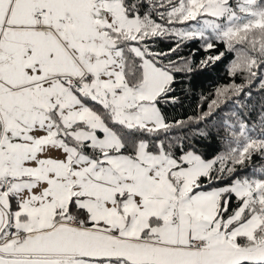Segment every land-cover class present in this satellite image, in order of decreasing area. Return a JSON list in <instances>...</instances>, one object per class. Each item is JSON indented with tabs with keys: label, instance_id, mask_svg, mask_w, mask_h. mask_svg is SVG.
Segmentation results:
<instances>
[{
	"label": "snow or ice",
	"instance_id": "6c2138e0",
	"mask_svg": "<svg viewBox=\"0 0 264 264\" xmlns=\"http://www.w3.org/2000/svg\"><path fill=\"white\" fill-rule=\"evenodd\" d=\"M0 264H264V0H0Z\"/></svg>",
	"mask_w": 264,
	"mask_h": 264
},
{
	"label": "trees",
	"instance_id": "16d2710c",
	"mask_svg": "<svg viewBox=\"0 0 264 264\" xmlns=\"http://www.w3.org/2000/svg\"><path fill=\"white\" fill-rule=\"evenodd\" d=\"M161 47L166 49L167 45H161ZM223 50V47L217 42V48L212 50L210 54L215 55L217 51ZM192 52H195L194 57L190 55ZM182 54L198 63L205 56L203 42H189L188 47L183 49ZM234 58V54H227L221 61L216 62L207 69L188 76H178L177 96L179 102L174 107H169V114L176 119L195 116L201 111L208 110V105L213 99H216L217 90L230 87L232 84L244 83V76L237 75L233 77L228 71L230 61ZM253 92H255V89H253ZM256 98L254 96L253 100ZM233 107L234 104L231 100L221 103L220 108L217 109L219 115L216 117V122L226 116ZM220 147L214 141L208 151L211 153Z\"/></svg>",
	"mask_w": 264,
	"mask_h": 264
}]
</instances>
